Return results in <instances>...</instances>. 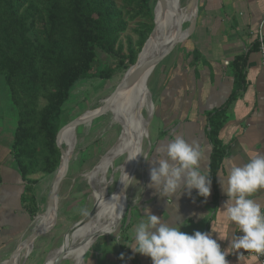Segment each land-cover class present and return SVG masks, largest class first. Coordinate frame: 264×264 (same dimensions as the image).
Masks as SVG:
<instances>
[{"label": "crops", "instance_id": "1", "mask_svg": "<svg viewBox=\"0 0 264 264\" xmlns=\"http://www.w3.org/2000/svg\"><path fill=\"white\" fill-rule=\"evenodd\" d=\"M190 12L181 24L189 21L193 9ZM185 34L180 33V41L156 66L154 114L147 126L150 144L148 150H142L149 160L143 155L127 159L139 149L141 136L148 135L141 130L129 139V154L114 169L119 175L116 190L111 193L108 189L111 207H120V201L115 203L118 195L125 204L128 184L133 182L129 208L117 234L100 240L99 248L86 256V264H152L150 257L133 253L126 246L132 242L145 207L161 215L166 223L183 220L182 232L210 233L222 250L230 252L226 256L229 264H260L243 249L239 250L243 254L233 252L228 239H220L226 235L231 239L236 229L221 213L227 197L219 180L227 177L231 166L264 155V65L258 50V42L264 40V0H199L195 30L184 39ZM174 135L183 136L189 143L195 139L202 147V167L211 171V191L206 199L193 189L191 196L181 191L168 202L149 187V169L155 166L150 160H155V150ZM12 141L13 136L10 140L0 137V264H13L14 260H9L11 252L37 228L34 221L28 232L35 209L29 203L31 190L12 166ZM115 160L107 170L108 187L114 182L109 169ZM85 179L92 182L93 189L95 173L92 179L89 174ZM252 198L264 205V190ZM125 209L101 234L115 230ZM235 234L242 235L238 231Z\"/></svg>", "mask_w": 264, "mask_h": 264}, {"label": "trees", "instance_id": "2", "mask_svg": "<svg viewBox=\"0 0 264 264\" xmlns=\"http://www.w3.org/2000/svg\"><path fill=\"white\" fill-rule=\"evenodd\" d=\"M120 1L121 6L117 0H0V75L17 110L9 154L31 190L35 212L33 176L50 175L59 166L55 135L72 87L114 76L98 52L134 65L154 27L141 23L137 42L128 38L125 54L119 40L129 19L142 15L152 21L156 1Z\"/></svg>", "mask_w": 264, "mask_h": 264}, {"label": "rangeland", "instance_id": "3", "mask_svg": "<svg viewBox=\"0 0 264 264\" xmlns=\"http://www.w3.org/2000/svg\"><path fill=\"white\" fill-rule=\"evenodd\" d=\"M154 1H156L154 5L156 23H154V20L150 21L148 17H143L142 15L135 17L134 19H129L127 30L120 36L119 40L123 45L125 54L127 39L130 38L134 44L137 42L139 38L138 31L140 30L141 23L152 22L157 27V23L163 17L166 7L162 6L160 0ZM163 1L166 3V0ZM184 1L185 0H180V4L183 2L184 5ZM117 2L119 6L122 5L120 0H117ZM189 15L186 18H188ZM188 23L189 22L187 21L184 22L182 24L183 27L186 28ZM170 26L171 23L169 24V28ZM98 55L102 63H107L111 68H113L114 76L108 79L91 78L77 82L72 87L70 96L63 106L60 127L66 126L68 122H71L72 120L86 118L100 108L107 96H109L112 92L114 95L109 102L105 114L97 117L88 124L81 125L77 128L67 127L62 131L60 140L62 147L65 148L68 153V171L60 184L58 192L56 193V204L54 205L51 215L49 213L51 212V205L47 208V201L55 181L61 173L62 167H59L57 171L55 170L56 172L54 171L52 174L47 176H43L40 173L33 176L38 179L37 183L33 185V194L38 207L33 221L29 226L28 232L30 231L34 221L36 222L37 230L43 223H45L46 220L48 225L43 231L48 230L32 243L26 240L24 243L19 244V258H17L16 263L13 264H43L51 252L60 248L63 244H65L71 235L78 231L81 225L69 234H66L69 228L79 220L83 219L94 206L91 186L92 182L89 181L88 183L85 178L89 174L92 179V174L90 173L91 170L92 172L94 171V167L98 163L101 155H103L116 142L122 131L125 116L124 114L129 103L130 89L128 83L120 85L122 86L121 89H119L120 86L118 87V85L125 78H128L129 69L133 66H129L126 60H124V63L122 64L119 59L110 55H105L102 52H98ZM157 67H154L152 70L149 69L145 74V82L151 101L153 102V110L155 104L154 88ZM119 95L123 96V98H121V114L119 113L117 102V97ZM43 102V99L40 98L39 104L42 105ZM16 119V107L12 105L7 84L4 77L0 75V137L3 136L8 140L12 138L16 125ZM149 144L148 128V135L141 136L139 149L148 150ZM128 154V147L121 149L115 158L118 159L115 160L113 166L109 169V177L114 178V182L110 187H108V189L110 188V192H114L116 190L115 187L118 183L119 172H114V169L119 163H122V161L127 158ZM134 178L137 179V177ZM129 182L131 181H128V183ZM132 187L133 182L128 184L125 193L127 194L125 196V204H123L120 195H118L117 199H115V203L120 201V207L116 208L115 206V208H111L110 203L109 207L112 209L110 217H112L108 223H106L104 230L108 224L112 222V220L116 218L125 208L124 214L128 210L131 200L130 198L132 196ZM36 216L37 218H35ZM104 230H102V232ZM117 231L118 228L109 235L104 236L101 234L97 236L94 244L91 246L89 245L88 248L85 249V254L82 257L83 263L86 264V256H88V254L92 253L96 248H99L100 240L114 236L117 234ZM60 264H73V262L70 258H65L60 262Z\"/></svg>", "mask_w": 264, "mask_h": 264}, {"label": "clouds", "instance_id": "4", "mask_svg": "<svg viewBox=\"0 0 264 264\" xmlns=\"http://www.w3.org/2000/svg\"><path fill=\"white\" fill-rule=\"evenodd\" d=\"M155 152V160H150L155 166L149 169V187L159 196L172 202L178 192L191 196L193 189L205 199L210 195L211 171L202 167L204 151L197 140L189 143L183 136L174 135ZM138 155L146 160L150 158L142 149H137L127 159L133 160ZM219 183L227 197L220 207L221 213L236 229L231 239L227 235L220 239H228L233 252L243 254L239 252L243 249L259 259L264 256V205L252 197L264 190V155L258 154L243 165L231 166L227 177H220ZM144 209L132 233V242L126 245L133 253L150 257L152 264H229L226 256L230 252L227 248L222 250L210 233L182 232L183 220L169 224L161 215L153 214L147 207ZM237 231L242 235H236ZM120 258H124L123 253Z\"/></svg>", "mask_w": 264, "mask_h": 264}, {"label": "bare ground", "instance_id": "5", "mask_svg": "<svg viewBox=\"0 0 264 264\" xmlns=\"http://www.w3.org/2000/svg\"><path fill=\"white\" fill-rule=\"evenodd\" d=\"M189 2L190 0H185L183 5V2L180 4V0H166L164 15L157 23V27L155 26L154 33L146 41L139 57L140 61L147 60L156 55L157 52H161L168 42L178 34V24H181L190 14L191 8H188ZM193 15L189 21L192 19ZM170 23L171 26L169 28ZM148 70L128 83L130 89L129 103L127 105V112L124 114L123 130L116 142L101 155L98 163L94 167V171L92 172L91 170L90 172L92 177L95 173L94 187L92 189V196L94 199L93 207H95L94 215L88 221L81 224L78 231L74 234L72 233L73 235L68 238L65 244L51 252L43 264H53L55 256L62 247L66 250L65 258H70L73 264H84L82 257L85 254V249L89 245L91 246L95 242L96 235L101 234L102 230H104L112 211V209H110V196L108 193L107 170L115 160L118 152L129 146V139L136 136L141 130L142 133L147 134V126L153 117V102L151 101L145 82V74ZM132 72L133 68L131 67L129 69L128 78L132 76ZM121 87L122 86H120L119 89H121ZM121 98H123L122 95L117 97L120 114L122 104ZM56 198L55 196L52 201L51 212H49L50 215L56 204ZM47 225L48 222L45 220V223L37 230H44ZM17 257L18 253L14 258V263H16Z\"/></svg>", "mask_w": 264, "mask_h": 264}, {"label": "water", "instance_id": "6", "mask_svg": "<svg viewBox=\"0 0 264 264\" xmlns=\"http://www.w3.org/2000/svg\"><path fill=\"white\" fill-rule=\"evenodd\" d=\"M162 6H165V3L163 0H160ZM198 2L199 0H190L189 4H188V8H191V9H194V15L192 17V19L189 21L188 23V26L186 28L183 27L182 24H178V34L173 37L167 44V46L161 51V52H157L156 55L152 56L151 58L147 59V60H143V61H140V55L143 51V48H144V45L146 43V41L148 40V38L154 33L155 31V25L149 35V37L146 39L144 45L142 46L140 52L138 53L137 55V59H136V62L135 64L132 66L133 68V72H132V76H130L129 78H125L122 82H120V84L118 85V87L120 85H123L125 83H129L131 80L135 79L136 77H138L139 75H141L142 73H144L146 70L148 69H153L154 67H156L170 52L171 50L175 47V45L180 41V33L181 32H186L185 34V37H183L184 39L189 37L190 35H192V33L194 32L195 30V27H196V22H197V16H198ZM153 15H154V23H155V6H154V9H153ZM114 95V93L112 92L109 96H107L102 105L100 106V108L90 114L89 116H87L86 118H78V119H75V120H72L71 122H68V124L66 126H63V127H60L57 132H56V135H55V142H56V145L57 147L59 148L60 150V163H59V167H62V170H61V173L58 175L56 181H55V184L50 192V195L48 197V201H47V208L49 205L52 204V201L54 200L55 196H56V193L58 192L59 190V187H60V184L61 182L63 181L67 171H68V153L66 152V149L62 147L61 143H60V135L62 133V131L67 128V127H79L81 125H84V124H88L90 123L92 120L96 119L97 117L105 114L107 108H108V105H109V102L111 101L112 99V96ZM58 168L56 169V171L58 170ZM55 171V172H56ZM94 209L95 207H93L89 212L88 214L81 220H79L77 223H75L73 226H71L69 228V230L67 231L66 234H69L70 232H72L73 230H75L77 227H79L81 224L85 223L86 221H88L93 215H94ZM124 216V213L120 216V219L118 220L116 226H115V230L117 228H119V225L122 221V218ZM37 217V216H36ZM35 217V218H36ZM48 230V229H47ZM46 230V231H47ZM46 231H43V230H37L35 232H33L32 234H30L26 239L27 241L29 242H34L40 235H43L44 233H46ZM101 234H97V236H99ZM24 236H22L18 242H17V245L19 244V242L22 240ZM19 252V247H16L10 254V257H9V260H14L15 258V255ZM66 257V250L63 249V247L58 251L57 255L55 256L54 258V261H53V264H60V262Z\"/></svg>", "mask_w": 264, "mask_h": 264}, {"label": "built area", "instance_id": "7", "mask_svg": "<svg viewBox=\"0 0 264 264\" xmlns=\"http://www.w3.org/2000/svg\"><path fill=\"white\" fill-rule=\"evenodd\" d=\"M258 50H259V53H260V57L262 59V63L264 65V40L263 39H260V41H259V49ZM248 255H253L254 256V254L250 253V252H248ZM258 260H259L260 264H264V256L259 257Z\"/></svg>", "mask_w": 264, "mask_h": 264}]
</instances>
